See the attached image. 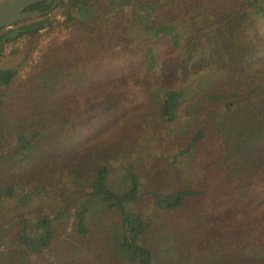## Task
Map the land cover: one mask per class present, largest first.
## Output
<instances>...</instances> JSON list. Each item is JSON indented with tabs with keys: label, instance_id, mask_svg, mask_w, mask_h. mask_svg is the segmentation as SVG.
<instances>
[{
	"label": "trees",
	"instance_id": "16d2710c",
	"mask_svg": "<svg viewBox=\"0 0 264 264\" xmlns=\"http://www.w3.org/2000/svg\"><path fill=\"white\" fill-rule=\"evenodd\" d=\"M190 1L61 0L57 6L61 7L62 19L50 12L0 28V59L5 42L24 36L33 44L41 28H52L56 23L75 29L60 44L49 45L44 63L65 56L84 58L56 67L43 66L34 72L31 91L38 97L34 108L39 107L43 116L51 115L53 107L62 102L57 112L68 110L77 117L80 111L95 107L85 99L94 104L97 97L109 96L108 90L116 86V77L121 71L108 69L112 56L106 47H114L119 42L126 46L129 41L138 50L125 66L129 72L127 81L141 89L151 79L153 70L169 65L184 51L194 47L192 53H195L209 46L212 52L207 57L201 54L200 60L206 63L214 60V63L212 68L202 71L193 90L178 85L153 87L152 79L148 89L154 120L171 123L181 111L194 116L216 111L221 106L231 110L240 104L234 111L233 121L227 118L220 120V126L214 125L217 128L215 136L210 133L214 140L211 147L200 151V178L205 179L200 189L179 184L162 188L149 179L143 180L137 162L123 160L117 172L103 162L82 176L71 174L69 177L75 185L72 189L75 200L78 187L84 183L89 188L73 212L60 204L57 209L35 215L31 224L24 214L25 207L30 206L34 197L40 201L50 198L54 188L40 179L30 185L19 178L0 183V245L13 246L15 251L1 255L0 264H49L44 252L60 232L57 224L68 221L70 216L74 231L80 237L86 236L90 225L102 226L108 234L106 247L123 263L152 264V249L142 242L148 222L135 209L137 203L147 200L155 207L175 212L190 198L199 196L205 201L200 207L203 223L198 229L194 218L189 225H183L176 237V246L185 251L199 237L203 241L225 238L231 243L224 244L225 254L217 264H264V154L253 151L255 145L264 146V0H217L214 8L200 0V10L204 13H200L204 18L200 20V28L193 26L194 19L184 13ZM52 2L38 0L23 10H42ZM210 16L217 19L210 21ZM10 54L19 56L20 61L16 65L0 66V86H9L16 80L30 48L28 45L15 48ZM204 82L205 86H200ZM16 88L21 91V83ZM198 91L203 94L200 96ZM146 115L130 118L124 129H119L121 140L132 143L136 140L138 144V132L145 129L146 123L150 124ZM28 117L21 118L22 122ZM221 129L229 133L225 140H218ZM211 130V126L200 124L190 129L187 125L180 127L179 132L189 133L190 139L178 153L194 154L191 149L201 144ZM38 135L39 130L28 124L15 132L14 164L36 155ZM229 157L235 161L228 163ZM221 159L228 164L221 166ZM63 162L50 158L46 166L52 171L51 167L59 169ZM231 170L237 179H230ZM224 215V219L213 222Z\"/></svg>",
	"mask_w": 264,
	"mask_h": 264
},
{
	"label": "rangeland",
	"instance_id": "374dc122",
	"mask_svg": "<svg viewBox=\"0 0 264 264\" xmlns=\"http://www.w3.org/2000/svg\"><path fill=\"white\" fill-rule=\"evenodd\" d=\"M216 2L217 0H205L211 8L216 6ZM187 7L184 13L187 17L194 19L193 26L200 28V20L204 19L200 14H204L200 10V0H191ZM51 12L59 19L63 18L60 6ZM214 19L217 17L210 16V21ZM74 31L71 25L56 23L52 28L46 26L39 31L33 44L26 37L18 38L17 45L13 44L11 50L0 59V66L16 65L20 57L12 56L10 54L12 50L23 48L26 45L30 48L29 56L19 67L16 80L9 86H0V183L19 178L30 185L40 179L54 188L50 198L40 201L34 197L30 206L25 207L24 214L31 224L35 221V215L57 209L60 204L73 212L78 202L88 193L89 188L84 183L78 187L79 195L75 200L72 196V189L75 185L69 177L71 174L82 176L83 173L89 169H95L103 162L110 164L116 172L123 160L137 162L143 180L149 179L151 183H156L162 188L179 184L200 189V186L205 184V179L200 178V151L211 147L214 141L211 134L215 136L217 128L214 125L227 118L229 122L233 121L234 111L240 104L231 110L221 106L216 111L194 116H187L181 111L179 117L173 122H159L153 119L154 107L151 104L148 88L151 87L153 79V87L166 88L178 85L192 89L195 82L198 83L201 79L202 71L205 72L206 68L213 66L214 60L211 63L200 60L201 54L205 53L207 57V53H212L209 46L201 47L200 51L195 53H192L194 50L192 47L169 65L153 70L151 79L146 81L142 89L141 86L127 81L129 72L125 69V66H128L130 60L137 54L138 46L129 41L130 43L126 46L119 42L114 47H106L112 56V64L108 65V69L121 71L116 77V86L111 91L108 90L110 95L97 97L94 104L90 99H85L86 103L95 107L80 111L81 115L77 117L74 112L69 113L68 110L57 112L62 102H58L53 107L54 111L51 115L43 116L39 113V107L34 108V103L38 98L31 91L34 72L43 66L56 67L84 58L81 55L71 58L65 56L54 62L44 63L49 45L60 44L73 35ZM18 83H21V91L16 88ZM205 84V82L201 83L200 86L203 87ZM118 88L120 89L116 91ZM104 91L106 92L107 89ZM198 92L200 96L203 94ZM144 113L147 114L146 118L150 124L146 123L145 129H140L138 132V144L136 140L134 143L121 140L119 129H124L130 118ZM26 115L29 117L22 122L21 118H26ZM68 116H72L69 121ZM27 124L39 130L35 141L37 153L28 161L14 164V134ZM199 124L205 127L211 126L212 130L203 138L201 144L199 142L195 149H191L194 154L191 153L192 155L188 156V152L178 153L190 139L189 133L179 132L180 127L187 125L190 129ZM218 135V140H225L229 137L227 130H222ZM253 151L257 154H264V146L255 145ZM50 158L64 162L59 165V169L51 167V171L46 166ZM221 161L222 159L219 164L223 166L234 162L235 159L229 157L228 163L224 161L221 163ZM214 162L216 164L217 160ZM231 173L232 178L230 179H237L236 175H233V170ZM19 189L17 187V190ZM203 203L205 201L200 200V196L190 198L180 210L175 212L155 207L147 200L137 203L135 209L141 212L148 222L142 242L152 249V264H217L223 259L224 244L231 243L225 238L221 241L218 239L210 241L208 238L203 241L199 237L185 251L175 244L178 232L183 225H189L194 218L200 229V224L203 223L200 220V207H203ZM7 204H11V201ZM225 216L218 217L213 222H218ZM57 226L60 232H57V237L44 252L49 264H125L115 258L106 247L105 241L108 234L102 226L90 225L89 232L83 237L75 233L71 216L68 221L59 222ZM36 231L40 230L36 229ZM13 249V246L0 245V256L15 253Z\"/></svg>",
	"mask_w": 264,
	"mask_h": 264
},
{
	"label": "water",
	"instance_id": "95a60500",
	"mask_svg": "<svg viewBox=\"0 0 264 264\" xmlns=\"http://www.w3.org/2000/svg\"><path fill=\"white\" fill-rule=\"evenodd\" d=\"M38 0H0V28L27 17L48 14L61 0H53L48 8L42 10H23L27 5Z\"/></svg>",
	"mask_w": 264,
	"mask_h": 264
},
{
	"label": "built area",
	"instance_id": "2783aa9c",
	"mask_svg": "<svg viewBox=\"0 0 264 264\" xmlns=\"http://www.w3.org/2000/svg\"><path fill=\"white\" fill-rule=\"evenodd\" d=\"M46 27V26H45ZM45 27H43V28H45ZM43 28H41L40 30H42ZM39 30V31H40ZM19 38H24V36H22V37H19ZM19 42V39L17 38V39H15V40H12V41H9V42H5L4 43V46H3V53L5 54V53H7L8 51H10L11 50V48H12V46H13V44L14 45H17V43ZM21 44H19V46H20Z\"/></svg>",
	"mask_w": 264,
	"mask_h": 264
}]
</instances>
